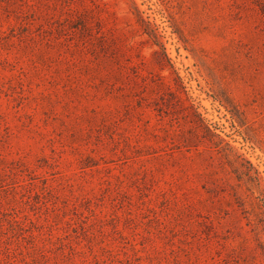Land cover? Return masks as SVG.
I'll list each match as a JSON object with an SVG mask.
<instances>
[{
  "label": "rangeland",
  "instance_id": "rangeland-1",
  "mask_svg": "<svg viewBox=\"0 0 264 264\" xmlns=\"http://www.w3.org/2000/svg\"><path fill=\"white\" fill-rule=\"evenodd\" d=\"M0 264H264V0H0Z\"/></svg>",
  "mask_w": 264,
  "mask_h": 264
}]
</instances>
